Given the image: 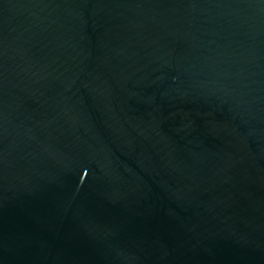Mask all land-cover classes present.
<instances>
[{
    "label": "water",
    "instance_id": "95a60500",
    "mask_svg": "<svg viewBox=\"0 0 264 264\" xmlns=\"http://www.w3.org/2000/svg\"><path fill=\"white\" fill-rule=\"evenodd\" d=\"M0 264H264V0H0Z\"/></svg>",
    "mask_w": 264,
    "mask_h": 264
}]
</instances>
